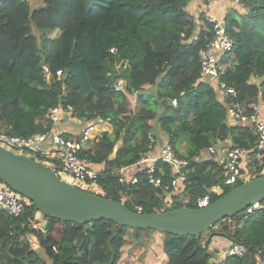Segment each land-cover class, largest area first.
Masks as SVG:
<instances>
[{
	"label": "trees",
	"instance_id": "obj_1",
	"mask_svg": "<svg viewBox=\"0 0 264 264\" xmlns=\"http://www.w3.org/2000/svg\"><path fill=\"white\" fill-rule=\"evenodd\" d=\"M192 1L43 0L34 7L28 0H0V128L21 136L49 131L47 112L56 105L62 121L69 116L107 121L111 130L81 155L104 165L97 179L102 191L96 194L134 211L139 206L141 212L196 208L197 197L209 193L214 201L241 184L211 190L223 185V166L202 152L228 140L251 148L255 135L248 125L228 122L215 84L199 76L198 51L213 34L202 9L188 14ZM238 4L224 16L233 47L219 59V79L233 86L241 101L264 102V0ZM42 64L61 74L47 80ZM117 77L124 79L123 89L116 88ZM164 141L190 161L181 185L185 205L174 201L176 190L153 187L141 173L135 183L117 179L120 166L136 162L150 145L159 151ZM156 166L169 180V165ZM263 167L264 158L251 162L249 178ZM38 211L30 201L18 215L0 213V264H119L128 238L152 244L158 235L166 264L186 255L197 257L196 264H257L258 259L264 264L263 210L225 217L198 236L102 218L89 227L43 214L39 218ZM216 235L241 239L247 254L215 260L208 247Z\"/></svg>",
	"mask_w": 264,
	"mask_h": 264
},
{
	"label": "built area",
	"instance_id": "obj_2",
	"mask_svg": "<svg viewBox=\"0 0 264 264\" xmlns=\"http://www.w3.org/2000/svg\"><path fill=\"white\" fill-rule=\"evenodd\" d=\"M208 1L209 3H216L220 0ZM233 1L236 4L239 3V0ZM224 16L215 14L205 16L207 22L211 25L213 35L205 46L199 49L198 61L200 66L199 76L215 84L218 96L224 104L229 123L248 125L255 135V143L251 148L235 145L228 140L227 142H219L206 149V153L209 155L207 157L214 159L218 165L223 166L224 176L222 183L226 186H231L249 179L246 167L253 161L261 163L264 158V102H260V100L241 101L237 90L219 79V59L223 53L230 51L233 47V39L226 30ZM110 51H113V48ZM41 70L47 80L53 75L59 76L61 74V69H57L55 73H52L47 64H42ZM124 83L122 77L115 79V86L118 89H123ZM175 102V99H173L172 103L175 104ZM68 108L69 110L71 109L70 106ZM62 116L63 113L59 105L50 107L47 117L55 128L51 125L49 131L34 132L28 136L17 135L0 128V145L43 164L66 180L59 173L62 172L68 177L66 181L71 184H73L72 182L81 185L91 183L101 192L102 189L97 183V179L103 174V169L95 167L96 163L82 156L81 152L91 148L93 143L98 140L99 135L106 130L105 121L83 120L85 124L79 133L76 134L75 130L72 129L56 128L62 121ZM148 139L150 143L155 141L152 130L148 131ZM28 152L31 156L26 154ZM32 156L37 157L38 160ZM158 162L169 165L171 170L169 180L164 181L162 176L158 174L164 172L163 168L156 166ZM189 166L190 161L185 157L179 156L170 142L164 141L160 145L159 151L153 145H150V149L143 153L136 162L120 166L117 170V179L123 184L135 183L138 181L139 173H141L147 183L153 187H161L165 192L170 189L176 190L174 201L185 205L188 198L185 195L184 187L181 188V185L186 179ZM129 168H132V170L129 171ZM262 169L264 171V167ZM215 187L211 190L215 191ZM28 200V198L0 180V213L18 215L29 204L30 200ZM210 202V195L206 193L196 198L195 206L196 208L206 206ZM254 210L264 211V197L260 201L247 206L243 211L244 213H251ZM137 211L141 212L140 206ZM247 251V246L241 239L231 240L225 255L242 257L247 254ZM257 264H261L259 259Z\"/></svg>",
	"mask_w": 264,
	"mask_h": 264
},
{
	"label": "water",
	"instance_id": "obj_3",
	"mask_svg": "<svg viewBox=\"0 0 264 264\" xmlns=\"http://www.w3.org/2000/svg\"><path fill=\"white\" fill-rule=\"evenodd\" d=\"M0 180L28 198L43 215L88 223L98 218L134 228L198 236L219 220L242 212L264 197V172L234 186L206 206L138 212L76 187L35 160L0 145ZM140 237L135 239L138 241Z\"/></svg>",
	"mask_w": 264,
	"mask_h": 264
},
{
	"label": "rangeland",
	"instance_id": "obj_4",
	"mask_svg": "<svg viewBox=\"0 0 264 264\" xmlns=\"http://www.w3.org/2000/svg\"><path fill=\"white\" fill-rule=\"evenodd\" d=\"M28 1L34 7L42 5V3H43L42 2L43 0H28ZM211 4H215V3H211ZM187 12H188V14L191 15V13H189V11H187ZM149 88L152 89L153 87L149 86ZM132 93H134V92H132ZM129 100L131 103H134L135 102V95H130ZM67 116H68V114H67ZM66 120L68 121V125H71V126L73 125L75 127V133L76 134L79 133L80 129L85 124V121H83V120L77 121L76 118H73V117L70 118V116L67 117ZM105 123L108 126V122L106 121ZM152 124H154V122H152ZM154 126H155L154 129H156L157 126L156 125H154ZM178 148L181 151H183L185 149L184 145H180ZM26 154L28 156H31V154L29 152ZM202 154L204 155V157L209 156L206 153V150H204L202 152ZM33 158L38 160L37 157H33ZM131 170H132V168H129V171H131ZM262 172H264L263 169H262ZM59 173L63 178L68 180V177L66 175H64L62 172H59ZM72 183L75 184L76 186H78V188L83 189V190L88 191V192H93V193L100 192L97 190V187L91 183H84L82 185L75 183V182H72ZM224 186H226V185H224V184L223 185H217L215 187V191L221 192ZM167 195L169 196V194H167ZM36 216H40L39 218H41L42 213L40 211H38V212H36ZM215 230H217V227L215 228ZM216 236H219V235H216ZM157 237L158 238H157L156 242H153L152 244L150 243V240H148V242L146 244H139V241H136L135 239L128 238L129 241L122 248V257H121L119 264H166L167 258H166V255H164L162 252L161 235H158ZM220 240H222V239L215 237V238H212V241L209 243L208 249L212 253L214 252L215 260H218L221 257H223L221 255L224 254V252H226L225 247H221V245L219 243ZM215 245L220 246L221 250L218 248H214ZM40 252H41V249H40ZM179 261L181 262V264H196L197 263V257H195V256L190 257V256L186 255V256L178 258L176 263H179Z\"/></svg>",
	"mask_w": 264,
	"mask_h": 264
},
{
	"label": "crops",
	"instance_id": "obj_5",
	"mask_svg": "<svg viewBox=\"0 0 264 264\" xmlns=\"http://www.w3.org/2000/svg\"><path fill=\"white\" fill-rule=\"evenodd\" d=\"M238 6H240V5L234 3L233 0H220V1L216 2L215 4L210 3L207 5H203L202 0H193L192 3L188 4V6H187L188 10L187 11H189V13H191V14H196L197 10L202 9L205 12V16H207L209 14H215L217 16H222V15H225L226 11L229 8L238 9ZM77 121H79V120H77ZM105 122H104V126H105L106 130L110 131L111 130L110 124L108 123V126H107ZM52 127L55 128V126H53V125H52ZM60 127L75 130V127L73 125L72 126L68 125V121L66 119L61 121L59 126H57L56 128H60ZM163 140L164 139H162V141ZM95 167H97L99 169H103L104 165L96 163ZM215 237L222 239L219 241V243H220L221 247H225V250H227V247H228L231 240H229L223 236H213V238H215ZM221 247L216 246V245L214 246V248H218L220 250H221ZM224 255H225V252L221 256H224Z\"/></svg>",
	"mask_w": 264,
	"mask_h": 264
}]
</instances>
